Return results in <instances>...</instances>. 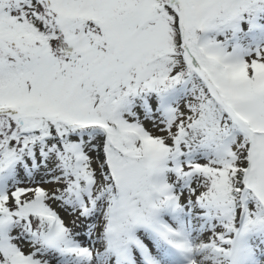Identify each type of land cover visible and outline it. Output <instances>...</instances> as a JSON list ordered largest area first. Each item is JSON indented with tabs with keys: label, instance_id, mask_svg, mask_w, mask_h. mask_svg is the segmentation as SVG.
<instances>
[{
	"label": "snow or ice",
	"instance_id": "snow-or-ice-1",
	"mask_svg": "<svg viewBox=\"0 0 264 264\" xmlns=\"http://www.w3.org/2000/svg\"><path fill=\"white\" fill-rule=\"evenodd\" d=\"M0 264H264V0H0Z\"/></svg>",
	"mask_w": 264,
	"mask_h": 264
}]
</instances>
